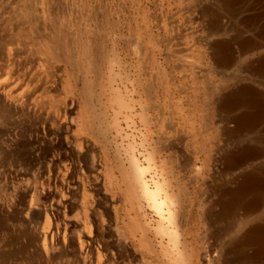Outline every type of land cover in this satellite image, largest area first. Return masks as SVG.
Instances as JSON below:
<instances>
[{"label": "rangeland", "instance_id": "374dc122", "mask_svg": "<svg viewBox=\"0 0 264 264\" xmlns=\"http://www.w3.org/2000/svg\"><path fill=\"white\" fill-rule=\"evenodd\" d=\"M216 2L0 0V31L15 17L11 27L26 35L0 32V264H208L218 255L233 221L215 219L214 202L246 167L224 169L237 141L205 139L223 122L214 108L203 114L195 84L260 86L236 69L264 48L237 49L215 71L209 43L236 35L227 14L209 33ZM148 154L150 188L161 181L177 194V239L161 233L174 225L137 179Z\"/></svg>", "mask_w": 264, "mask_h": 264}, {"label": "bare ground", "instance_id": "6f19581e", "mask_svg": "<svg viewBox=\"0 0 264 264\" xmlns=\"http://www.w3.org/2000/svg\"><path fill=\"white\" fill-rule=\"evenodd\" d=\"M192 3L194 4V2ZM214 6L216 7H212L211 12H209L210 8H207L209 12L207 14L209 33L214 34L218 31L217 22L221 17L225 16H222L223 14H227L226 16H228L231 21L230 24L232 23L236 32L235 37L230 38V40L211 41L208 45V52L216 69L215 71H221L226 67L228 69L230 62L227 66L226 60L231 59L230 61H232L237 49H240L243 53H250L264 48V0H254L250 4L244 3L243 0H217ZM21 8L23 9V7ZM202 9L204 8L202 7ZM242 9H245L243 14L240 13ZM3 11L4 13H8L5 9ZM29 12L27 7L24 6V19L30 20ZM14 20L15 17L7 20L1 26H3V30L9 31L6 33L7 38L19 41L20 37H26V35L24 31H21L23 27H11L17 24ZM4 37L0 35V46L2 45L1 40ZM11 55L10 51L6 55L9 61H11ZM236 73H239V75L244 74L260 86L246 82L226 90L217 91L213 87H211V90L205 89V82L203 81L196 82L197 84H195L197 90L202 89L203 91L202 110L205 112L203 114L214 108L217 114L222 117L223 122L212 133L213 136L205 134V139L210 143L215 139L237 141L221 157L224 169L229 171L234 168L246 167L240 173L233 176L232 179H229L224 186L223 184L221 185L223 187L220 189L219 195L214 202L213 215L215 219L233 221V226H230L233 229L230 228L233 233L232 235L229 233L231 236L224 247L219 249L218 255L208 258V264L264 263V50L242 63L236 69ZM22 78L23 81H27L23 76ZM32 80L33 78H29L28 82ZM220 80L221 78L218 79V82ZM44 83L47 84L46 81ZM25 85L28 86V84ZM48 85L51 86V84ZM2 93L9 101L14 100L11 90H5L4 88ZM14 101L17 102V100ZM121 102L120 104H122ZM18 112L15 113L18 114ZM19 115L22 114L19 112ZM145 116L147 119L148 116ZM145 159L148 166L136 165V175L142 192L156 213L174 225L172 230L164 226L159 228L161 233L168 234L177 239L179 235L178 226L180 227L181 225L179 210L176 208L178 206L177 194L173 191L169 192L165 190L164 182L161 181H154V188H150L145 174L151 172L150 170L153 169L151 162L153 161V157L148 154ZM256 162H259V164L256 165ZM230 175L232 174L230 173ZM162 194H164L163 197ZM257 211H260L258 217L261 219L260 222L249 224L248 220L251 215Z\"/></svg>", "mask_w": 264, "mask_h": 264}]
</instances>
